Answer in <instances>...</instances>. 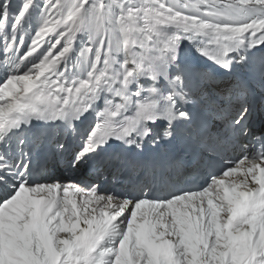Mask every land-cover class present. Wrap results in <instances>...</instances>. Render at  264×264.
I'll use <instances>...</instances> for the list:
<instances>
[{
    "label": "snow or ice",
    "instance_id": "1",
    "mask_svg": "<svg viewBox=\"0 0 264 264\" xmlns=\"http://www.w3.org/2000/svg\"><path fill=\"white\" fill-rule=\"evenodd\" d=\"M12 4L0 0L4 23ZM34 4L24 0L13 32ZM43 8L42 27L23 55L16 58L13 53L10 64L15 66L0 83V100L7 96L14 101L7 109L0 107V143L33 117L67 119L75 132L72 121L109 93L121 103L104 97L109 107L97 113L102 122L88 133L71 161L73 169L89 163L109 139L138 149L146 140L154 146L167 141L178 146L166 166L183 170L192 162L193 171L206 170L210 180L203 187L167 195L146 181L119 194H101L99 186L86 189L74 180L37 183L28 164L9 166L0 155V264H264V152L228 161L219 175L212 172L211 158L230 147L235 126L247 119V107L236 116L233 108L234 101L246 99L250 82L239 78L224 90L213 75L196 68L176 65L175 72L169 71L181 40L199 34L218 46L202 49L203 54L231 70L230 53L264 45V0H45ZM167 28L176 31L169 35ZM82 29L93 40L85 53L91 54L87 80L68 77L67 68H59ZM49 34L52 38L45 40ZM44 43L48 47L41 54ZM23 46V40L17 45L13 37L5 51L18 52ZM53 49L58 51L55 58ZM121 52L122 64L116 58ZM38 54L35 62L30 59ZM101 61L102 69L97 67ZM22 67L26 70L20 71ZM142 76L153 81L163 77L170 91L164 95L153 86L150 96L142 98V86L136 91L130 87ZM190 106L200 107L203 115L194 119ZM133 107V116L112 119ZM157 120L167 121L162 133L149 126ZM217 122L226 125L222 134ZM240 134H245L243 129ZM64 148L61 143L56 150ZM113 159L127 162L123 153ZM158 166L128 162L132 175L140 168L151 173ZM238 169L244 178L225 186ZM77 197L83 198L79 207Z\"/></svg>",
    "mask_w": 264,
    "mask_h": 264
},
{
    "label": "bare ground",
    "instance_id": "2",
    "mask_svg": "<svg viewBox=\"0 0 264 264\" xmlns=\"http://www.w3.org/2000/svg\"><path fill=\"white\" fill-rule=\"evenodd\" d=\"M256 14L259 15V13ZM204 18L209 19L208 17ZM0 27L2 29L0 33V43L2 44V47L0 48V58H3L4 61L7 62L5 66H0V75L2 78H7V76L10 75L11 68L15 66L14 64H10V61L14 59L13 53H15L16 58L23 55L30 39L28 34L25 33L24 30H21V28L13 32L5 25ZM165 31L167 34L172 35L176 30L174 28H167ZM13 37H15L17 45L21 40H23L24 47H22L21 52H16L15 49L13 52L5 51L6 47L11 45ZM216 47L218 46L211 43V37L203 34L196 35L193 39H182L178 48L177 60L175 64L170 65L169 71L170 73H172V71H176V65H179L181 68H196L213 75L219 82L218 87L224 90H227L231 84L239 78H246L250 82V89L246 99L243 101H234L235 106L233 108V116H236L238 112L242 111V107H247L249 110L247 119L239 125L240 129H243L245 134H240L239 129L235 132V139L231 142L230 147L224 151L221 156L211 158L213 161L212 169L217 173V175H219L220 172L228 166V161L239 160L245 156L249 158L253 156L250 145L251 137L255 132L253 124L255 121H258L259 124L264 126V119L262 117V115H264V110L263 114L260 115L261 110H259V102H256L257 104L254 109L251 107V100L255 99L259 101V97L264 98V72H262V66H264V45H259L250 49L240 48L230 53L229 58L233 61L231 70L223 68L202 52V49H214ZM38 57L39 54L36 58L30 59L35 62ZM242 57H245L246 60H242ZM90 58L91 54L84 58H76L75 51L72 49L67 54L64 61H61L59 68L61 70L67 68L66 75L68 77H76L80 80H87V72L91 70L89 69ZM116 58L122 64V60L124 59L123 53H119ZM118 66L119 65H117V67ZM97 67L102 69L103 62L101 61ZM25 70L26 69L23 67L20 69V71ZM224 73L230 75L231 78L227 77ZM22 74L23 73H21V75ZM47 74L49 73H46V75ZM109 75H111V72ZM151 83H157V88L161 90L164 95H167L168 91H170V86L163 77H160L158 81H153L150 76H142L139 78L138 83L133 82L130 87L133 91H136L140 88V86H142V98L146 99L151 94ZM92 84L93 82L89 81L88 87H92ZM20 86L21 85H19V87ZM72 86L73 85L68 84V87ZM75 86L79 87L78 84ZM33 91H35V89H33ZM210 94L214 97L218 95L216 90H210ZM21 95H23V93H21ZM29 95H31V93H29ZM61 95L66 96L67 94L62 93ZM104 97L111 99L113 104L121 103L119 97H115L109 93L102 94L101 98L96 102L93 108L88 111L89 116L83 121V124L77 125L75 132L73 129L69 130L67 119H42L44 120L43 124H41L39 128H36L40 130L42 134H39L41 133L40 131H24L20 134L16 132H9L5 136L4 141L0 143V155L3 156L4 162H6L9 166H17L18 162L25 161L29 168L32 169V173L35 174L39 171L38 166L43 164L47 157L51 156V158H53L52 162L65 164V166L70 170L69 178L66 181H61L59 179L54 180V177L52 176H45L39 183H51L53 181L67 183L68 181L74 180L86 189L92 187L93 185L100 187L99 181H94V179L98 177V173L101 174L104 179L112 178L117 181L118 187L112 188L108 192L115 191L119 194L123 192V189L129 191L138 181L153 183L155 191L160 195H167L169 192H172L168 186L167 189H164L163 187L168 184L167 179H169V174L176 171L173 167L166 166L165 161H162L160 158H156L152 161L140 158L139 156H133L132 158H135V160L127 157V162L125 163H121L120 161L113 159L114 156H119L121 153L125 155V152L127 151L126 147H121L120 151H116L115 153H109V157H105L106 154H102L101 161L99 160V156L96 153H93L89 158V163L82 164L78 169H73L71 167V162L68 163L69 160L67 161V156L74 151L73 149L77 148V152L81 151L88 133L92 130V128H94L97 122H102V120L98 118L97 113L104 111L109 107ZM4 108L7 109L6 106ZM135 110V107H133L128 112H121L119 115L112 117V119L120 122L124 120L125 117L133 116L135 114ZM187 110H189L193 116L194 112H198L203 115V110L198 106H190ZM34 119L36 120V123L39 122L38 118L34 117ZM150 127L158 132L160 129L158 120L155 125H150ZM215 127L221 134L226 130V125L222 122H217ZM58 139L62 142L58 143ZM38 143H41L40 149H34V145ZM61 143L65 145V148L60 152H57V146ZM230 151L234 154L233 159L230 157ZM131 161H136L141 164H151L155 162L159 165V168L157 167L151 173H148L147 169L140 168L135 175H132L130 169L128 168V162ZM95 172L96 174H94V177L93 175L89 176L84 174ZM242 173L243 169H238L236 173L230 175L226 179L225 186L232 181L242 180L244 178ZM80 174L84 175V177L81 178ZM249 179L251 180V177H249ZM252 183H254V181H252ZM158 189L161 190L158 192ZM103 193L105 192H101V194ZM76 199L79 207V203L83 198L77 197ZM81 227H84V225L82 224Z\"/></svg>",
    "mask_w": 264,
    "mask_h": 264
},
{
    "label": "rangeland",
    "instance_id": "3",
    "mask_svg": "<svg viewBox=\"0 0 264 264\" xmlns=\"http://www.w3.org/2000/svg\"><path fill=\"white\" fill-rule=\"evenodd\" d=\"M24 0H13V4L12 7L9 11V17L7 20V23H4L2 20H0V26H6L9 29H11L13 31V24L15 23V18L18 15L20 9L22 8ZM45 0H35V4L33 5L32 9L30 10V12L25 16L24 20L21 22V24L19 25V27L17 28V30L19 28H21V30H24L25 33L28 34L29 36V42L28 45L26 46V50L28 48V46L31 43V40L34 38L36 32L42 27L46 16L44 14V5ZM220 5H217V7H219ZM16 30V31H17ZM2 29L0 27V33H1ZM52 38V34H49V36L45 37V40H49ZM93 44V40H92V33H90L87 29H82L80 33L77 34V37L75 39L74 45L71 47V50L73 49L75 51V56L76 58H84L89 54H85L86 53V49H88L91 45ZM24 45V43H23ZM66 46V43L65 45ZM2 47V44L0 43V48ZM24 47V46H23ZM48 47L47 43H44L43 46L38 50L41 51V54L46 52ZM57 48H59V46H57ZM19 51H22V47L19 49ZM25 52V51H24ZM77 52V53H76ZM40 55V54H39ZM58 55V51L57 49H53L52 50V58H55V56ZM78 56V57H77ZM6 61H4L3 58H0V66H5L6 65ZM175 72V71H172ZM225 74V73H224ZM227 77L231 78L230 75L225 74ZM225 78V76H224ZM6 78H2L0 75V83H3L4 80ZM228 80V79H227ZM2 86V85H0ZM17 88H19V85H17ZM4 102V103H3ZM13 102L11 97H5L3 100H0V107H7V104ZM258 103V106H260V115L263 114V110H264V98H260L259 97V101L255 100L254 103V108L255 105ZM253 108V109H254ZM263 119H264V115H262ZM264 128V126H261ZM255 130H257V128H255ZM237 126L235 127V132H237ZM58 143L62 142L58 139L57 141ZM74 151L67 156V161L68 163L73 161L75 159V155L78 153V149H73ZM230 153V157L233 159L234 155ZM53 158H51V156L47 157V159L45 160V162L41 165L38 166L39 171L36 172L35 174L32 175V179L35 180L37 183H39L45 176H52L54 177L53 179H59L61 181H66L69 178V172L70 170L65 166V164H61L58 162H52ZM85 175H89L94 177L95 173H89ZM98 177H96L94 179V181H99L100 184V191L101 192H108L110 191L112 188H116L118 187V183L117 181L113 180L112 178L110 179H104L103 176H101V174H98ZM81 178L84 177V175L80 174ZM127 190L123 189V192H125ZM159 192V191H158Z\"/></svg>",
    "mask_w": 264,
    "mask_h": 264
}]
</instances>
